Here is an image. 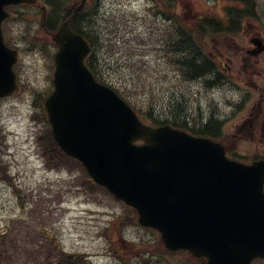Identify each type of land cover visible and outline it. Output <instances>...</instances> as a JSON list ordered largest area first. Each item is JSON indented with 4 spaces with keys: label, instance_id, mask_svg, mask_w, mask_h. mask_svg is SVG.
<instances>
[{
    "label": "rangeland",
    "instance_id": "rangeland-1",
    "mask_svg": "<svg viewBox=\"0 0 264 264\" xmlns=\"http://www.w3.org/2000/svg\"><path fill=\"white\" fill-rule=\"evenodd\" d=\"M63 2L70 7L78 0ZM256 2L264 8V0ZM221 4L226 2L96 0L89 4L82 15L90 13L105 30L103 38L112 43L101 53L119 60L120 68L108 64L104 80L139 100L152 93L177 94L180 90L173 78H163L166 66L157 40L168 24L162 13H179L192 22L198 15L221 14ZM36 10L15 8L5 25L6 40L19 51L14 70L20 84L13 94L0 98V264H47L53 261L54 243L65 251L85 254L89 264H199L183 252L168 251L159 233L140 227L127 205L99 188L85 186L86 177L77 166L46 164L39 139L48 129L43 103L52 87L55 47ZM55 13L60 23L63 13ZM130 37L138 47L144 46L134 59L128 57L129 44L123 43ZM180 83V89L190 85L197 92L198 101L187 103V116L193 107L209 115L216 98L222 105L224 92L206 90L202 82Z\"/></svg>",
    "mask_w": 264,
    "mask_h": 264
},
{
    "label": "water",
    "instance_id": "water-1",
    "mask_svg": "<svg viewBox=\"0 0 264 264\" xmlns=\"http://www.w3.org/2000/svg\"><path fill=\"white\" fill-rule=\"evenodd\" d=\"M34 1L0 0V23L5 4ZM53 39L54 88L45 107L61 149L79 159L96 183L135 207L138 222L157 229L168 249L188 250L205 264L264 258V165L229 160L209 138L143 123L94 78L84 64L89 45L67 21ZM15 60L0 29V96L17 87Z\"/></svg>",
    "mask_w": 264,
    "mask_h": 264
},
{
    "label": "trees",
    "instance_id": "trees-1",
    "mask_svg": "<svg viewBox=\"0 0 264 264\" xmlns=\"http://www.w3.org/2000/svg\"><path fill=\"white\" fill-rule=\"evenodd\" d=\"M51 4L53 6V2ZM252 4L254 5V2H250V5ZM235 11L237 12L238 10ZM91 15H93V12H91ZM234 15L236 14L232 11V16L234 17ZM61 16L62 18L70 17L71 27L84 35L89 41L91 54L87 58L86 63L99 81L107 83L103 78V72L108 69V64H114L119 67V60L115 56L109 57L101 53L105 48L104 46L112 44L103 38L105 32L103 27L93 22L90 13L84 16V18L80 13L71 14V11ZM214 21L215 19L213 18H204L198 26L194 21H185L184 30L179 25L178 21L174 20L169 23L165 34H162L163 39L160 41H162L166 52L162 55L166 66V73L163 74V78L168 77L171 81L173 78V82H175L174 86L176 90L179 89L180 92L177 94L172 93L173 95L171 97H162V95L152 93L145 100H139V98H136L134 95L125 92L124 89L120 88L117 90L115 88L117 92L132 105L142 120L150 121L153 124L169 123L172 126L188 129L194 134L209 135V120L202 125V128L200 126L197 128L198 124L195 122L193 123L194 125L190 126L189 116H191V113L189 112L188 116L186 115L187 103L188 105L192 103V99L196 94L188 87L180 89V82L186 81L188 83L210 76L213 62L210 55L204 51L207 45L203 42L202 49L200 40L206 32H209L211 23ZM123 43L129 44L127 50L130 59H134L133 56H136L137 51H143L142 48L144 46L139 45L138 47L135 42L133 43V38L131 37L124 40ZM207 50H209V48H207ZM144 51L147 52L146 49ZM210 83L211 81L207 80V87H209ZM166 107L170 108L169 113L165 112L164 108ZM39 140L43 141V145L40 148L41 154L46 158L45 160L47 163L50 162L53 164V168L61 167V164H65L71 169L77 166L83 173V176L86 177V179L84 178L83 184L88 188H99V186L89 179L79 161L67 156L58 147L51 136L49 128L47 129L45 138L40 137ZM55 248L56 251L53 249V264H89V261L82 253L67 252L57 246H55ZM184 254L186 258L194 260L187 252H184ZM50 262L52 261L50 260Z\"/></svg>",
    "mask_w": 264,
    "mask_h": 264
},
{
    "label": "flooded vegetation",
    "instance_id": "flooded-vegetation-1",
    "mask_svg": "<svg viewBox=\"0 0 264 264\" xmlns=\"http://www.w3.org/2000/svg\"><path fill=\"white\" fill-rule=\"evenodd\" d=\"M256 41L264 44L263 11L257 21L239 14L221 22L211 35L214 88L224 96L222 105L218 98L211 105L210 137L244 164L264 162V50Z\"/></svg>",
    "mask_w": 264,
    "mask_h": 264
}]
</instances>
